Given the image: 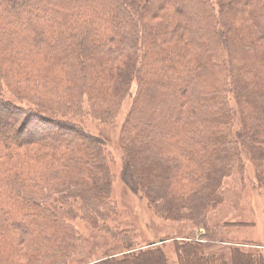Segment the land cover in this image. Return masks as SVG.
I'll list each match as a JSON object with an SVG mask.
<instances>
[{
    "label": "trees",
    "instance_id": "obj_1",
    "mask_svg": "<svg viewBox=\"0 0 264 264\" xmlns=\"http://www.w3.org/2000/svg\"><path fill=\"white\" fill-rule=\"evenodd\" d=\"M121 63L128 71L116 82L114 69ZM42 64L47 68L38 73ZM106 69L112 82L99 84ZM134 80L140 89L128 121L134 124L126 132L129 151L120 175L164 219L186 216L204 226L205 212L210 205L217 207L221 183L233 167L230 159L237 157L221 150L231 120L225 92L229 80L241 118L252 128L255 144H246L264 159V151L255 148L264 143V0H0V111L9 119L0 129V202L12 206L8 212L2 206L0 215H14L0 228L10 237L20 235L23 247L38 248L37 261L42 253L54 255L70 247L76 236L38 195L77 199L97 219L109 208L104 142L57 119L62 116L57 109L43 103L30 110L2 99L1 83L35 99L87 86L98 102L105 98L103 86L114 84L113 98L119 99ZM99 101L94 109L107 117L110 104ZM45 113L51 115L42 119ZM200 124L213 126V138ZM8 125H13V135L6 133ZM133 128L138 130L136 141L131 140ZM239 139L244 147L245 136ZM188 140L209 145L198 151L192 146L189 158L178 147ZM165 150L179 161L157 156ZM259 179L264 185V177ZM173 182L197 189L181 196ZM2 233L0 240L6 238ZM173 242L175 253L193 260L191 264H264L261 255L238 249L229 256L206 254L200 242ZM28 263L36 260L28 258ZM98 264L169 262L158 246Z\"/></svg>",
    "mask_w": 264,
    "mask_h": 264
},
{
    "label": "rangeland",
    "instance_id": "obj_2",
    "mask_svg": "<svg viewBox=\"0 0 264 264\" xmlns=\"http://www.w3.org/2000/svg\"><path fill=\"white\" fill-rule=\"evenodd\" d=\"M223 53L222 51L221 54ZM123 65L121 63L119 68L114 69V76L117 75V78L114 76L112 78L117 80L116 82L120 78L123 80L125 78L123 76L128 71L125 69L126 65ZM37 67L38 73H43L47 65L42 64ZM227 70L224 69V72ZM104 71L105 74H100L99 84L112 82V80H107L108 77L106 78L107 69ZM133 74L131 71L132 79H134ZM222 78L225 81L227 76L224 78L222 75ZM1 84L2 99L11 100L18 107L30 110H36V105L45 104L46 108L52 111L57 109V112L62 115L57 119L70 122L83 132L102 138L110 191L107 201L109 208L103 210L98 219L83 209L81 202L77 199L65 198L63 194H60L63 198L56 196L49 198L47 192L38 195L42 201L45 200L43 202L45 207H52L57 216L72 227L76 235L75 239L71 242L70 247L62 249L60 253L46 254L47 256L42 253V257L37 261L36 251L38 248L30 249L29 245L23 247L20 244V235L10 237L8 234L2 233L0 228V237L1 233L6 237L0 240V264H27L28 258L35 259V264H98L106 259H121L126 255L137 254L158 246L166 254L169 264H191L193 260L184 257V254H180L181 257H184L180 259L179 255L175 253L173 241L200 242L205 246L206 254L229 256L230 250L238 249L243 254L261 255L264 258V185L259 179L264 177V159L262 156H256L253 148L246 144V141L251 145L255 144V140L252 139V128L249 121L245 123V119L241 118L240 108L231 91L233 89L230 80L226 82L225 92H227L226 97L229 101L231 120L225 131L226 145H222L221 150L225 149L232 157H234L233 155H237V157L236 161L230 159V164L233 167H231L230 174L221 183L217 207L213 208L211 207L213 205H210L205 212L204 220L202 219L204 226H197L186 216L176 221L164 219L149 207L145 195L142 192L133 193L120 175L121 164L127 160V151H129L125 141L126 132L127 129L129 130L128 126L130 125L131 130V125L134 124V121L130 124L128 121L130 117L132 119L133 111L135 112L140 89L136 80L131 82L128 94L119 99L113 98L114 84L99 86L100 92H103L101 86L105 89V98L104 95L103 99L100 98L103 100V104H110L107 117L103 111L102 113L105 115H102L100 110L97 111L99 113L95 111V102L98 108L101 102L100 99L97 102L91 96V89L87 86L79 89L68 88L69 92L65 95L47 96V98L37 96L38 99H35L30 92L21 94L16 88L9 90L5 83ZM14 90L16 93H13ZM75 93H79V95L75 96ZM44 98L45 101H43ZM50 115L45 113L41 118L44 119ZM8 120L6 114L0 111V129L6 125L3 122L9 123ZM202 126L200 124L198 128H204L207 135L213 138V126ZM11 128L13 125L6 126V133L13 135L12 133L15 131L12 132ZM29 128V130L33 129L34 124ZM0 133L3 132L0 130ZM137 134L138 130L135 131L133 128V132L130 134L132 141H136ZM240 135L245 136L244 147L239 143ZM208 145L207 143L194 144L192 140H188L183 143L179 142L178 147L185 148L186 152L182 155H188L191 158L192 146H195L198 151ZM257 146L255 148L264 151L263 141L258 142ZM28 149L30 150L31 147ZM34 149L36 150V147ZM156 154L163 160L178 158V155L176 156L168 150L157 151ZM180 159L185 163L189 160L183 157ZM209 170L210 168L207 169L208 172ZM174 184L173 182L171 185L173 190L181 196L197 189L195 185ZM2 206L7 208H5V212H8V208L12 207L8 203L0 202V211H3ZM10 216L0 215V227L2 223L7 222L8 218H14V215ZM160 241L164 242L160 244ZM52 257L56 262H51L53 261ZM184 259L185 261H183ZM203 264L211 263L203 261Z\"/></svg>",
    "mask_w": 264,
    "mask_h": 264
},
{
    "label": "water",
    "instance_id": "obj_3",
    "mask_svg": "<svg viewBox=\"0 0 264 264\" xmlns=\"http://www.w3.org/2000/svg\"><path fill=\"white\" fill-rule=\"evenodd\" d=\"M163 243V241H160V244Z\"/></svg>",
    "mask_w": 264,
    "mask_h": 264
}]
</instances>
